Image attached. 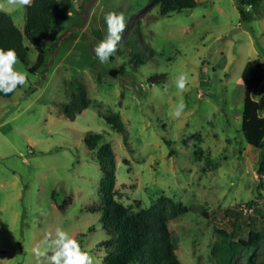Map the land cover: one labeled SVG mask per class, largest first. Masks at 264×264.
Wrapping results in <instances>:
<instances>
[{
    "label": "rangeland",
    "instance_id": "obj_1",
    "mask_svg": "<svg viewBox=\"0 0 264 264\" xmlns=\"http://www.w3.org/2000/svg\"><path fill=\"white\" fill-rule=\"evenodd\" d=\"M197 2L162 15L153 0H72L69 16L39 45L26 39L28 62L18 59L14 70L27 83L0 96V264H36L33 249L46 247L56 228L93 264H105L103 183L113 165L116 198L127 205L169 212L162 199L170 197L201 208L169 220L182 264H250L264 256V240L234 259L229 251L253 231L264 235L261 150L241 131L242 73L249 61L264 62V5L258 12L247 6L254 18L244 20L241 0ZM0 3L24 30L27 7ZM109 12L123 13L126 29L101 64L93 49L107 35ZM40 49L45 62L31 73ZM181 73L189 77L184 92L174 85ZM81 87L91 105L72 120L63 106ZM263 94L264 83L252 96ZM181 100L177 119L171 113ZM113 115L123 131L106 121ZM97 134L103 137L93 146Z\"/></svg>",
    "mask_w": 264,
    "mask_h": 264
},
{
    "label": "trees",
    "instance_id": "obj_2",
    "mask_svg": "<svg viewBox=\"0 0 264 264\" xmlns=\"http://www.w3.org/2000/svg\"><path fill=\"white\" fill-rule=\"evenodd\" d=\"M160 6L162 15H170L174 12L193 9L197 6V0H153ZM264 5V0H241V15L244 20L254 18ZM72 0H33L32 6L27 7V24L25 29L19 28L12 15L0 10V49L15 50L18 59L28 62L29 47L26 39L33 45H39L49 36L53 24L66 19L70 14ZM249 6L253 10H247ZM45 62V51L40 49L37 62L30 67L31 73L37 72ZM139 62L138 54L132 52L130 64L135 66ZM242 82L245 90L244 112L242 119V134L247 142L261 150L258 173L264 176V94L260 99L253 98V91L258 90L264 83V62L261 59L249 61L242 73ZM21 86H18L19 89ZM16 89V90H17ZM15 90V91H16ZM0 92L2 97H10ZM91 105L84 87L74 96V100L63 106L64 111L72 120L78 114ZM106 121L117 131L125 129V124L119 115L107 116ZM101 134L93 135L90 143L95 146L102 139ZM106 149L112 155L111 146L106 144ZM104 163V161H101ZM117 177L114 165L109 171L103 190L106 194V205L103 208L104 225L108 229L109 238L102 243L106 249L105 264H182L176 253V244L172 237L169 220L187 213H198L200 207L187 206L182 202H176L170 197L162 200L170 205L169 212L160 211L157 206L145 207L142 201H135L127 205L117 199ZM71 203V199L66 204ZM264 240V235L253 231L249 239L239 238L232 244L230 259H234L240 253V249H256ZM213 251V255H215ZM230 264V263H229ZM250 264H264V256L257 257Z\"/></svg>",
    "mask_w": 264,
    "mask_h": 264
},
{
    "label": "clouds",
    "instance_id": "obj_3",
    "mask_svg": "<svg viewBox=\"0 0 264 264\" xmlns=\"http://www.w3.org/2000/svg\"><path fill=\"white\" fill-rule=\"evenodd\" d=\"M33 0H6V4L12 7H31ZM5 7L0 3V10ZM107 25V35L93 49L96 58L101 64H106L109 58L117 52V45L121 42V34L126 29L123 13L109 12L104 17ZM18 62L17 53L13 49L4 51L0 49V92L5 95L13 93L18 86L27 83V74L14 70ZM189 77L187 73L179 74L174 85L180 91L187 89ZM167 90V88H165ZM186 108L181 100L171 115L179 119ZM46 247L37 246L33 249L36 264H93V258L86 252H82L80 245L72 239L68 232L56 228L55 233H48L45 238Z\"/></svg>",
    "mask_w": 264,
    "mask_h": 264
}]
</instances>
